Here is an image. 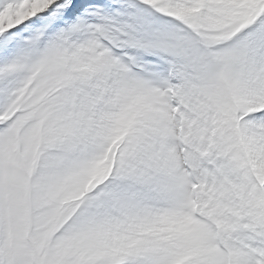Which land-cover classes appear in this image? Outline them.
Listing matches in <instances>:
<instances>
[{"label":"snow or ice","instance_id":"1","mask_svg":"<svg viewBox=\"0 0 264 264\" xmlns=\"http://www.w3.org/2000/svg\"><path fill=\"white\" fill-rule=\"evenodd\" d=\"M0 264H264V0H0Z\"/></svg>","mask_w":264,"mask_h":264}]
</instances>
